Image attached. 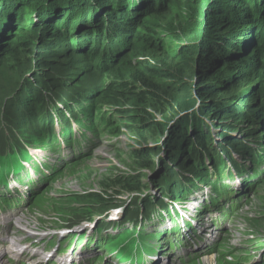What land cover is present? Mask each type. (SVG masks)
<instances>
[{
    "label": "rangeland",
    "instance_id": "374dc122",
    "mask_svg": "<svg viewBox=\"0 0 264 264\" xmlns=\"http://www.w3.org/2000/svg\"><path fill=\"white\" fill-rule=\"evenodd\" d=\"M50 2L38 7L37 10L30 5L28 0L0 1V29L8 26V30L4 34L6 39L0 43V115L3 112V107L5 109L8 105L7 102L10 97L18 91L20 81L23 80L29 84L28 79H34L30 74L34 69L45 68L48 78H51L52 81H49L50 79L45 81L43 76H38L36 81L38 83L48 82L53 86L51 89L54 88V91L59 88L61 82L70 84L79 82L83 73L85 76L92 75L91 79L96 78V80L108 76L103 70L101 73L99 72L101 68L106 67L103 66V60L100 62L96 56L89 54L96 50L100 58L103 52L109 50L112 52L119 50L121 53L127 51L119 61V71L124 73L123 77L126 81L135 84L140 89L137 93H141L144 86L141 80L135 79L134 71L142 69V64L138 63L141 62L142 58L134 56L130 49L135 47L139 51L149 50L152 52L154 50V43L150 40L153 36H151L152 34L149 35L150 28H155V36L160 41L171 45L173 53L170 48L167 49L170 50L173 59L170 58V55L156 54L162 51V47L157 45V50L153 52L159 59H165L164 63L171 68H175L176 61L181 60V57H177L178 54H176V52L181 51V48L183 50L195 49L192 60H197L200 56L204 58L210 50L200 49L204 42L203 35L206 29L228 24L233 19L230 17L231 11L229 10H234L236 16L239 17L242 11L253 8V10H257L258 22L261 25L260 27H251L250 32L246 28L244 30L233 28L229 30L228 34L218 35L219 38L228 37L238 32L234 35L240 37L233 45L237 47L238 51L246 50L245 57H250L257 45L261 42L264 43V23H262L264 21V0H58L52 4ZM14 4L17 5L11 8ZM57 5L58 7H56ZM152 5L153 9H151ZM80 6L84 9L81 14L79 13ZM56 9L57 11H55ZM99 9L101 11H98ZM213 9H217L219 12L214 13ZM89 10L91 15L88 13ZM128 16H134L133 24L144 23V26L138 28L136 34H131L121 40L115 38L108 40V37L100 35L93 39L87 36L86 31L100 30L101 25L106 21H120L121 18L128 19ZM34 19L38 24L35 28L40 30L39 32L31 28ZM13 20L14 23L17 21L20 25H15L11 31ZM99 22L101 23L99 24ZM133 24L129 25L130 28H133ZM64 27L72 28L73 33L71 35L76 37L74 40H70L65 31L63 32L64 35L61 32L62 35L57 36L58 29ZM112 30L115 31L114 27ZM182 30L188 33L182 34ZM28 41L33 42L34 46L25 50L27 46H23L22 43L26 44ZM11 43H13L12 47L21 46L20 51L15 53L19 55L9 54L8 48ZM60 62L62 63L61 67L57 68V72L55 71L57 75H54L51 73L52 68ZM105 63L110 64V66L115 64L110 59H106ZM251 66L250 70L245 69L242 63L237 64L235 68L225 67L226 69H223L221 66L218 68L219 70L208 77L207 80L209 81L205 80L204 83L200 84L194 79L193 81L191 79V82L188 79L186 85L168 79V84L171 82L175 86V90L178 89L180 93L175 99V104L172 103L174 109L170 114L167 113L161 117L156 114L158 122L165 121L164 123L168 125L166 138L158 139H153L151 136H147L145 139L141 138L139 131L133 127L139 126L144 129L147 127L141 125L140 122L131 123L128 121V118H133L135 114L140 116L138 118L143 117V112H140L138 107L140 98L144 100L141 94L139 97L138 94L133 95L134 97L130 95V99L125 98L126 103L118 104L119 107H117L122 109L121 113H118L114 106L113 108H104L101 112L111 117L112 126H104L101 131L94 134L90 130L80 127L68 117L62 120L58 117L57 112L58 118L56 119L59 122L56 119L54 121L48 119L46 108L36 111L35 106L38 98L36 94L32 93L33 99L30 105L32 110L29 117L35 116V119H30V122L37 120L35 123L40 124L47 121L46 127L51 130H54V128L52 129V124H54L57 136H61L60 131L64 124L71 123L70 128L77 135L73 138L71 146L63 144L65 141L62 136L58 145L54 141L49 142L46 136L32 138V141L40 146L38 151H32V154L38 157L41 164L34 158H27L28 164L32 165L34 162V165L38 167L52 162L53 168L57 169V172L54 174L45 173L42 176L40 175L41 169L38 168L36 174L32 170L26 177V169L23 168L20 173L14 171L11 176H8V181L22 178L27 185H21L18 192H12L0 186V252H2L0 259L4 257V264H49L50 261L54 262L51 264H63L58 259L57 250L54 252L51 245L46 240H42L44 236L57 234L58 239L60 234H65L70 230L77 233L79 237L87 233L90 243H92L97 239L100 240L101 236L105 238L118 236L127 231L125 228H129L147 233L141 236L139 233L131 235L135 237L139 249L144 247L146 251L149 249L156 250V255L151 259L158 258V264H204L205 258H213L214 263L211 262L212 264H245L243 258L248 251L254 256L248 264H260L264 247L259 251H256V248L258 244L264 242V118L257 111L249 114L246 121L239 119L236 115L244 114L248 106L251 105L249 98L254 96L252 102H255L256 96L264 88V79L255 77L257 70H261L264 74V70H262L264 69V56L262 60L253 58ZM219 72H222L220 77H214L220 74ZM110 76L113 81L115 78L119 79L115 75ZM65 78L73 79L66 80ZM109 80L107 79L106 83ZM226 82L233 85L221 88L220 85L223 86ZM196 84L199 88L216 87V91L211 92L214 94L212 95L213 99L207 101L210 104L205 101L202 103L200 99L202 90L197 91ZM239 84H241L239 90L228 93L230 88ZM33 87L34 84L29 85L30 89ZM119 94L117 93V95ZM168 99L167 96L164 102L167 103ZM9 104L11 103L9 102ZM90 105V101L87 100L84 106ZM61 109L66 112V116H72L71 109L66 110L65 106H61ZM149 109L153 114L158 111L151 106ZM210 109H218L222 115L215 111L211 115ZM67 111L70 113L67 114ZM223 113L227 115H223ZM24 115L25 113L21 114V118ZM186 115H190L191 118L187 131L188 140L190 139L191 142L195 132L198 131L199 141H204L214 155L211 157L204 156L201 161L203 164H197L198 172L201 174L203 172L205 176L194 181L193 185L191 178L186 183V181L182 182L178 177H175L162 180L164 183H169L164 186L166 188L170 186L171 190L178 189L183 195L182 200L191 194L205 200V204H207L214 197L219 196V190L215 186L212 187L216 181L218 187L224 184L225 188L229 187V190L236 192L235 198L239 200V205L233 214L229 202L224 198L221 199L222 206L214 207L209 213V217L197 214L200 218V220L194 219L197 229L192 228L190 230L187 227L185 229L187 232L180 236L179 229L177 233L173 232L172 229L166 230L165 227L169 221L161 222L158 220L164 219L163 216H160L161 212L162 214L166 212L171 201L176 197H172L170 200L163 192V186H159L161 183L155 182L154 179H158L157 172L163 171L167 164L173 165L174 169L176 167L179 170V167L174 163L171 145L173 146L177 134L182 130L174 131L173 126L177 123L184 125L182 126L183 132L186 133V125L183 123L184 121L181 122L182 117ZM221 119L224 120L221 121ZM222 124L227 127H221ZM247 125H250L251 129L254 130V135H258L259 143L246 141L248 140L247 131L244 128H250ZM3 127L4 125H0V132L5 135V127ZM171 127L173 128L170 130ZM212 132H214V137ZM225 134L233 137V143H230L232 146L237 142L247 143L246 145L243 143L244 146H236L238 150H244L242 154L229 147L228 143L224 141ZM24 136L26 135L24 134ZM212 138L214 139L212 140ZM0 139H4L1 134ZM46 140L48 143H45ZM210 141L212 142L211 145L209 144ZM197 147L201 148L200 146ZM146 148L160 151L153 153L152 163L148 167L140 164L141 160L138 156V152ZM249 148H254L252 153H250ZM186 149L184 152H178L175 157L186 164L197 163L194 156L188 154L189 145ZM169 152L171 153L167 155ZM165 155L168 157L164 158ZM252 155L257 156V158L253 160ZM85 156L87 157L83 158ZM162 158L166 163L161 162ZM229 164L237 166L236 168L233 166L232 173H229ZM121 175L136 176V180H134L139 182L140 187H143L144 190L130 194L123 188L119 189L121 194L112 197L116 185L109 179ZM181 187L184 188V192L180 191ZM186 189L192 191L185 194ZM8 193L10 194L7 199L9 202L5 206V203H1V196H8ZM94 193L106 198L110 201L109 204L106 202L100 204L97 201L98 198L88 197ZM160 200L164 202H160ZM146 203H160L159 214L152 215L151 220L138 228L133 224L134 221L121 225L129 213L134 212L135 208H139L141 213H145ZM162 207L165 208L164 211L161 210ZM23 211L25 212L23 213ZM20 214L23 216L19 223L14 220V223L11 224L12 218ZM89 215L92 217L90 218ZM103 223L110 226L108 230L99 232L98 229L100 225L103 226ZM209 228L212 231L208 232ZM28 237L31 238V241H36L42 246L38 255H35V249H30L28 256L19 254L25 246H19V244H15V241L19 243V240ZM201 237L204 239L202 243H200ZM257 238L259 239L257 240ZM57 239L55 238V240ZM65 240V238L62 239V242ZM12 247H15L13 249H17V251L13 253ZM46 248L49 251L45 253L44 249ZM6 249L7 254L3 251ZM88 250V252L83 251L81 258L74 264H120L119 257H115V254H109L104 247L96 249L90 245ZM33 257H35L34 260L29 261ZM103 258L105 259L104 263ZM145 260L146 258L142 264H152L151 260L146 262ZM121 263L139 264L122 261Z\"/></svg>",
    "mask_w": 264,
    "mask_h": 264
},
{
    "label": "trees",
    "instance_id": "16d2710c",
    "mask_svg": "<svg viewBox=\"0 0 264 264\" xmlns=\"http://www.w3.org/2000/svg\"><path fill=\"white\" fill-rule=\"evenodd\" d=\"M0 1H5V0H0ZM24 1H27V0H24ZM50 1L51 0H28L30 5H32L37 10H38V7H42L45 4L49 3ZM55 1H58V0H52L50 3L51 4L55 3ZM16 5L17 4H14L11 8L15 7ZM51 7H54V6H51ZM56 7H58V5ZM151 9H153V5ZM221 10L223 11V8ZM226 10L228 11L227 8ZM55 11H57V9ZM83 11L84 9L82 8V6H80L79 13L81 14ZM98 11H101V9H99ZM213 11L214 13L219 12V10L217 9H213ZM229 11H231L230 17H232L233 19H231V21L228 22V24H226L225 26L217 27V28L215 27L210 28V29L207 28L203 35L204 42L202 43L200 49L202 50L203 48L210 49L208 54L204 58L200 56L197 60L193 59L194 60L193 61L192 57H194L195 49L193 48V49L183 50V48H181V51L176 52V54H178L177 57L179 58L181 57L180 58L181 60H179L178 62L176 61L175 66H174L175 68H171L168 64H165L164 63L165 59L163 58L159 59L156 55L153 54V52L157 50L156 47L158 46V47H162V51L157 52L156 54H160V55L166 54V55H170L171 59L174 58L169 52L171 50L173 53L171 45L164 41H160V39H158L157 36H155L156 34L155 28L153 29L150 28L149 35L152 34L151 36H153L152 39L150 40L152 43H154L153 44L154 50H152V52H150L149 50L139 51L135 47L130 49L131 50L130 52L133 53L134 56L142 58L141 62H138L142 64L141 65L142 69L134 71L135 79L141 80V83L144 86V90H142V92L139 94L137 92L140 91V89L137 88L135 84L126 81L123 77L124 73L119 71V68H118L120 59H122V57L127 53V51L121 53L119 52V50L116 52H112L111 50H109L108 52H103L101 55V58L99 56V53H96L98 52L97 50L92 51L91 53L88 52L90 55L96 56V59H98V61L101 62V60H103L104 62L103 66H106V67H103L101 69L99 67L98 68L100 69L99 71L100 73H101V70L106 72V74L108 75L106 76L107 78L106 77L103 79L99 78L98 80H96V78L91 79L92 75L85 76L83 73L82 78L79 82H75L73 84L61 82V85L58 86L59 88H57L55 91H54V88L51 89V87H53L51 86V84H48V82L47 83L45 82L46 80L48 81L49 79H50L49 81H52L51 78H48L45 68L34 69L32 73H30L31 77L32 78L34 77V79H28L29 84L24 82L23 80L20 81V85L17 89L19 92L16 91L10 97V99L7 102L8 107L6 106L5 109L3 107V112L0 115V125H4L5 127L4 129L5 135H3V133L0 132V134L4 137L3 140L0 139V175H1L2 180L6 181V178L10 175V173L13 170H15L16 173H19L20 169L22 168V163L20 161V158H23V159L31 158L27 147L40 148V146L36 145L32 141V138L36 136H43V137L46 136L49 139V142L54 141L56 145H58L59 143V137L57 136L54 124H52V129L54 128V130H51L50 128L46 127L47 121L44 123H40V124L35 123V121L37 120L30 122V119H35V116L29 117L30 111L32 110L30 106L31 101L33 99V97L31 96L32 93L36 94L38 98V101L36 103L37 105L35 106L36 111H38L39 109L46 108L48 112V119L54 121L56 119L55 115L57 112L58 116L62 120H65L66 117H68V119H72L73 122L79 125L80 127L90 130L94 134L97 131H101L102 127L104 126H112L110 122L112 121L111 117H108L107 114H104V112H101L104 108H113L114 106L115 108H117L116 110H118V113H121L122 109L118 108L119 107L118 104L126 103L125 98L130 99L131 96L134 97L133 95H136V94H138V97H139V95L141 94V96L143 95L142 97L144 98V100L140 98L138 107H139L140 112H143L142 113L143 117L138 118L140 116H137V114H135L133 118H128V121H130L131 123L140 122L141 125H145L147 127L145 129L140 128L139 126L133 127L134 129L139 131L141 138L143 139H145L147 136H151L153 139L166 138L165 134H166L168 125L167 123H164L165 121L158 122L159 120L156 117V114H159V117L164 116L167 113L170 114V112L173 111L174 109L172 103L175 104V99L178 93H180V91L178 92V89L175 90V86H173L171 82L170 84H168V79L169 80L173 79L175 81L182 82L184 85L188 83V79L190 82H191V79L192 81L194 79L195 81L199 82L198 84H200V83H204L205 80L209 81L207 80L208 77H210V75H213L216 70H219L218 68L221 66H223L222 67L223 69H226L225 67L235 68L237 64L242 63L245 69L250 70L252 68L251 60L253 58L257 60L263 59L264 43L262 42L257 45L256 49L253 51L250 57L248 56L245 57L244 53H246V50L242 49L241 51H238L237 47H234L233 45L235 44V41H237L240 37L238 35H234L238 32H235L233 35H230L228 37L219 38L218 35L222 36L224 34H228L229 30L233 28L239 29V30L241 29L244 30V28H246V30L250 32L251 27H255V26L260 27L261 25L258 22L257 10L255 9L253 10V8L251 10L246 9L245 11H242L239 17L236 16V12L234 10H229ZM90 12L91 11L89 10L88 11L89 15H91ZM107 18H108V15H107ZM242 18H245V19L241 20ZM133 19H134V16L133 17L128 16V19L121 18L120 21H117V20H114V21L111 20V22L106 21L105 23L101 25L100 30L95 29V31H89V32L86 31V33L88 34L87 36H89L91 39L100 35L102 37H108L107 38L108 40L111 38L121 40L122 38H127L131 34H136L138 32V28L141 26H144V23L133 24L134 23ZM0 20H1V17H0ZM32 22L34 23L32 24L31 28H33L34 31L39 32L40 30H37L35 28V26L38 25L36 23V20L34 19L32 20ZM100 23L101 22H99V24ZM262 23H264V21ZM17 24L20 25L17 21L16 23H14V20H13L11 31H13L15 25ZM131 24L134 25L133 28H130L129 25ZM112 27H114L115 31L112 30ZM129 29H131V31H129ZM7 30H8V26L7 27L5 26L0 29V43H3V41L6 39V36L4 34L7 32ZM64 31L66 35H68L70 40H74L76 38L75 36L71 35L73 33V30L70 27H64L63 29L59 28L57 32L58 33L57 36L60 37L62 34L64 35L63 33ZM184 33H188V32H185L184 30H182V34ZM77 34H79V32H77ZM176 37H180V36H176ZM31 41H33V39H31ZM12 44L13 43H11L8 48V51L10 52L9 54L16 55V56L19 55L15 53L20 51L21 46L17 47L16 45L15 47H12ZM22 44L23 46H27L25 50L27 49L29 50L33 48L34 46V43L30 41H28V43L26 44L25 43H22ZM253 47H254V44H253ZM167 48H170V50H168ZM106 59H110L115 64L113 66H110V64L105 63ZM61 64H62L61 62L57 63L55 67L52 68L53 70L51 73H53L54 75H57L56 70H58L57 68L61 67ZM164 66L165 68H162ZM219 73L220 74L214 77H220L222 72H219ZM109 74L112 76L115 75L119 77V79L115 78V80L113 81L111 80L112 77ZM38 76H43L45 78V81L43 83H38L36 81ZM255 77L257 79L263 80L264 74L261 70H257L255 72ZM65 79L69 80L73 78H65ZM107 79H110V80L106 83ZM211 82H213V80H211ZM32 84H34V87H33L34 89L29 88V85L32 86ZM232 85H233L232 83L226 82L223 84V86L220 85V87L225 88V87H231ZM240 87H241V84H239L236 87H232L230 88L228 93L230 92L233 93L236 90H239ZM196 88H197L196 89L197 91L202 90L201 91L202 95L200 94V99L202 103L203 101L207 103V101H210L213 99L212 95L214 94H212L211 92L214 90L216 91L215 86L213 87L205 86V87L199 88L197 85ZM117 93H120V94L117 95ZM167 96L169 99L167 103H165L164 100ZM47 97L49 99L48 101H47ZM253 98L254 96L249 98L251 105L248 106L244 114H236L239 119L241 118L243 121H246L248 115L253 113L254 111H257L260 115H262V118H264V88L256 96L255 102H252ZM87 100H89L91 103V105L88 107L84 106ZM9 102L11 104H9ZM57 102H59L62 106H65L66 110L71 109L70 111L72 113V116L71 115L66 116V112L62 111V109L59 108V106L61 105H58ZM252 103H254V105H252ZM207 104H210V103H207ZM150 106L154 107L155 110L156 111L158 110V111L155 114H153L149 109ZM218 109H210L209 111L211 115L214 113V111L216 113H219V115H222L221 112H218ZM70 111L68 112L70 113ZM23 113H25V115L22 116L21 118V114ZM223 115H227V114L223 113ZM190 119H191L190 115H186L182 117L181 119L182 120L181 122L184 121L183 123L186 125L185 127L186 133L183 132L184 130L182 126L184 125L182 124L178 125L177 123L175 125L176 127L173 126L174 131H176L177 129L182 130L177 134V137L175 139L176 141H174L173 146L171 145V148H172L171 152L173 154L174 163L175 165H177V167H179L180 171L177 170L176 167L174 169L173 165L170 166V164L169 165L167 164L166 168L163 171L157 172L156 176L158 179H154L155 182L161 183L159 184V186H163V192L165 193L167 197H169V199H172V197L182 198L183 195L180 194L179 190L176 188H174L173 190H171L170 186L166 188L164 185L169 184V183H164L162 180L167 179V178L178 177L179 180H182V182L186 181V183H188L189 181L188 179L191 178L192 185H193L194 181H197V179H201L205 176L203 172L202 174L198 172L199 168L197 164L201 163L204 156L211 157L212 155H214L212 154L213 151L211 150V148L209 149L208 148L209 146H206V143L204 141L203 142L199 141L200 139L197 137L198 131H196L195 132L196 134H194L195 140L194 138L193 140H191V142H190V139L188 140L189 136H188L187 131H188L189 123L191 121ZM223 120L224 119H221V121ZM70 126H71V123H67V125L64 124L60 131L61 136L63 140L65 141L63 144H67L68 146L72 145V140L77 135V133L72 132ZM212 126L214 125L212 124ZM247 126H250V125H247ZM261 126H262V120H261ZM68 127H69V130H67ZM135 127H138V128H135ZM173 127H171L170 130ZM221 127L225 128L227 126L222 124ZM244 129L245 131H247L246 137L248 138V140L246 141H252L254 143L260 142L258 135L253 134L254 130L251 129V126L250 128H244ZM24 134L26 136H24ZM212 134L214 137V132H212ZM252 136L254 137V139ZM213 139L214 138H212V140ZM232 140H233L232 136L227 135V134L224 135V141L228 143L229 147H231L232 149L236 151H239L242 154L244 150H238L236 146H244V144L246 145L247 143L243 142L244 143L243 144L242 142H237V144L232 146L230 144V143H233ZM211 141L209 142L210 145L212 144ZM189 142L191 145L189 144ZM45 143H48V141L46 140ZM188 145L190 146V149L188 150V154L192 157L194 156L195 162L197 163L186 164V163L179 161L175 157L178 152L180 153V152H184L185 150H187L188 148L186 149V147ZM197 146H200L201 148ZM244 149H247V148H244ZM253 149L254 148H251V149L249 148L250 153L253 152ZM154 152H160V151H157L153 148H149V149L146 148V149L139 151L138 156H139V159L141 160L140 164L144 165V167L150 166V163H152L151 158ZM171 152H169L167 155H169ZM86 157L87 156L83 158H86ZM165 157L167 158L168 156L165 155L164 158ZM164 158L161 159V162L166 163L165 160H163ZM256 158L257 156H253V160H255ZM233 166L235 168L237 167L235 164H233ZM233 166L229 164L228 166L229 173H232ZM38 168L41 169L40 175L42 176L45 175V173L54 174L57 172V169L53 168L52 162L44 164V165H40L38 166ZM1 169H3V171H1ZM256 174H259V173L256 172ZM231 176H233V174H231ZM135 177L131 175H121L119 177L110 178L109 180L113 182L114 185H116L114 189L115 192L111 196L113 197L114 195L121 194L119 192V189H123V188L126 189L125 191L127 192L129 191L130 194L138 193L144 190L143 187H140L139 182L135 181L136 180ZM218 181L221 182L220 180ZM214 186L215 188L219 190V196L214 197L211 202L205 204L203 209L200 211L201 212L200 214L207 215L211 213L214 207L222 206V203L220 200L223 198L229 202L231 213L234 214L237 211L238 205H239V200L235 198L236 192L229 190V188H225L224 184L218 187L216 181L214 182V185L212 187ZM119 187H122V188H119ZM180 191L184 192V188L181 187ZM191 191L192 190L186 189L185 194L190 193ZM88 197L98 198L99 200L97 201L100 204L104 202L109 204L110 202L103 196H100L99 194H96V193L89 195ZM160 202H164V201L160 200ZM156 203H146L145 207L147 209H146V212L144 213V216L146 218L150 217L153 206ZM156 205L160 206V203ZM87 214L89 213L87 212ZM141 214L142 213L140 212V209L135 208L134 212L133 213L130 212L126 219L127 220H139V217ZM89 217L91 218L92 215H89ZM121 238L123 239V241L126 239L125 236H122ZM258 239L259 238H257V240ZM121 243L122 242H119V243H116L115 245L118 246ZM262 247H264V242L261 244H258L256 251L261 250ZM153 251H154L153 249H150V252H153ZM262 255L263 256L260 260V264H264V254ZM253 258H254L253 254L250 251H248V253L245 255L243 260L245 261V264H248L251 262V259Z\"/></svg>",
    "mask_w": 264,
    "mask_h": 264
},
{
    "label": "bare ground",
    "instance_id": "6f19581e",
    "mask_svg": "<svg viewBox=\"0 0 264 264\" xmlns=\"http://www.w3.org/2000/svg\"><path fill=\"white\" fill-rule=\"evenodd\" d=\"M98 165V164H97ZM25 211H23V213H24ZM23 216V214H20V215H18V216H14L13 218H12V221H11V224H13L14 223V220L16 221V223H19V220L21 219V217ZM204 240V239H203ZM203 240H202V242H203ZM22 241H19V243H18V241H15V244H20ZM32 245H36V244H32ZM36 246H38V245H36ZM13 248H15V247H12L11 248V250L13 251L14 249ZM40 250V247H38V250H37V252ZM0 251H1V249H0ZM4 252H5V254H7L8 253V251H7V249L6 250H3ZM28 251H29V247L27 248V249H25L24 250V254H27L28 253ZM1 255H2V252H0V257H1ZM204 264H212V263H214V259L213 258H205L204 260ZM212 262V263H211ZM156 263V262H155ZM159 263V261L156 263V264H158ZM0 264H4V257H2V259H0Z\"/></svg>",
    "mask_w": 264,
    "mask_h": 264
}]
</instances>
